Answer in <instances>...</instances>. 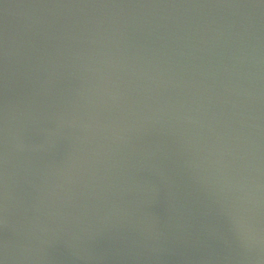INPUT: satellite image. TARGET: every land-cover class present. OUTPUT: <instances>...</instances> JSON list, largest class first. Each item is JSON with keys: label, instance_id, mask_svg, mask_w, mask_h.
<instances>
[{"label": "water", "instance_id": "water-1", "mask_svg": "<svg viewBox=\"0 0 264 264\" xmlns=\"http://www.w3.org/2000/svg\"><path fill=\"white\" fill-rule=\"evenodd\" d=\"M0 264H264V0H0Z\"/></svg>", "mask_w": 264, "mask_h": 264}]
</instances>
